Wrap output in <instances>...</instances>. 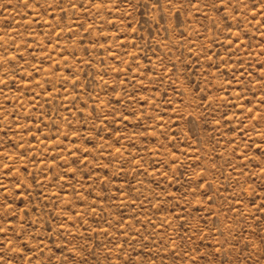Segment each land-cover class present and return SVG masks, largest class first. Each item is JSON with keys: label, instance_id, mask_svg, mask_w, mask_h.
I'll return each instance as SVG.
<instances>
[{"label": "rangeland", "instance_id": "rangeland-1", "mask_svg": "<svg viewBox=\"0 0 264 264\" xmlns=\"http://www.w3.org/2000/svg\"><path fill=\"white\" fill-rule=\"evenodd\" d=\"M0 264H264V0H0Z\"/></svg>", "mask_w": 264, "mask_h": 264}]
</instances>
